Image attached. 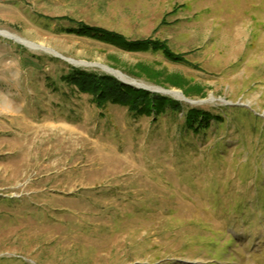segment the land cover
<instances>
[{
    "label": "rangeland",
    "instance_id": "obj_1",
    "mask_svg": "<svg viewBox=\"0 0 264 264\" xmlns=\"http://www.w3.org/2000/svg\"><path fill=\"white\" fill-rule=\"evenodd\" d=\"M0 29L61 54L0 35V264H264V0H0ZM104 66L189 101L136 116L61 79Z\"/></svg>",
    "mask_w": 264,
    "mask_h": 264
},
{
    "label": "trees",
    "instance_id": "obj_2",
    "mask_svg": "<svg viewBox=\"0 0 264 264\" xmlns=\"http://www.w3.org/2000/svg\"><path fill=\"white\" fill-rule=\"evenodd\" d=\"M62 19L70 18L64 17ZM70 20L73 21L72 19ZM69 31L99 37L112 44L131 50H162L170 59L185 61L183 56H178L168 49L165 43L157 41L156 39L129 40L120 33L110 31L103 27L89 26L81 22L76 27L69 28ZM61 79L76 86L81 92L90 94L92 101L101 108L109 103L122 105L128 108L129 113L136 116L150 115L152 112H156L159 115L166 112L168 107L173 112L180 111L183 108L181 103L171 98L155 96L148 89L125 84L113 75L99 74L72 67ZM220 118L221 116L214 115L210 111L190 108L184 114L185 131L190 129L196 132L200 131L210 125L211 119ZM181 144L188 146V144Z\"/></svg>",
    "mask_w": 264,
    "mask_h": 264
},
{
    "label": "bare ground",
    "instance_id": "obj_3",
    "mask_svg": "<svg viewBox=\"0 0 264 264\" xmlns=\"http://www.w3.org/2000/svg\"><path fill=\"white\" fill-rule=\"evenodd\" d=\"M0 35H3V36H6V37H9V38H12V39H14V40H16V41H18V42H20V43H22V44L28 46V47L31 48V49H34V50L43 49V50H45V51H47V52H51V53H53L54 55L61 57V54H60L59 52L54 51L53 49L48 48V47H44V48H43L42 46H41V47H40V46H37L34 42H31L30 40H27V39H25V38H22V37H20V36L14 34V33H12V32H10V31L6 30V29H0ZM70 61H71L72 63L76 64V65L85 64L84 62L76 61V60H74V59H70ZM104 68H105L109 73L114 74V75L118 76L119 78H121L123 81H126V82H128V83H131V84H133V85H136V86H145V87L151 88V89L154 90V91L157 90V91H160V92H162V93L170 94V95H172V96H174V97H176V98H179V99H181V100H183V101H185V102H188V101H189V100H188V99H187V98H186V97H185L180 91H178V90H164V89H160V88H157V89H156V87H149V86H147L146 84H144V83H142V82H139V81H137V80H135V79H133V78H130L129 76L123 74L122 72H120V71H118V70H114V69H112V68H110V67H108V66H104Z\"/></svg>",
    "mask_w": 264,
    "mask_h": 264
},
{
    "label": "water",
    "instance_id": "obj_4",
    "mask_svg": "<svg viewBox=\"0 0 264 264\" xmlns=\"http://www.w3.org/2000/svg\"><path fill=\"white\" fill-rule=\"evenodd\" d=\"M113 75H114V74H113ZM114 76L117 77L120 81L124 82L125 84L133 85V84H131V83H128V82H126V81H123L121 78H119V77L116 76V75H114ZM133 86H135V87H137V88L149 89V88H146V87H143V86H136V85H133ZM153 91H154V90H153Z\"/></svg>",
    "mask_w": 264,
    "mask_h": 264
}]
</instances>
